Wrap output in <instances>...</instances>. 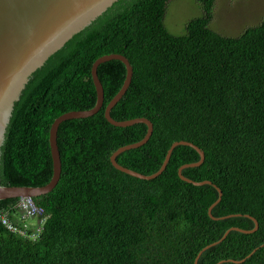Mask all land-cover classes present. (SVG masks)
<instances>
[{"label":"trees","instance_id":"1","mask_svg":"<svg viewBox=\"0 0 264 264\" xmlns=\"http://www.w3.org/2000/svg\"><path fill=\"white\" fill-rule=\"evenodd\" d=\"M167 1L116 0L30 75L5 129L0 184L50 180V124L94 105L90 67L108 53L124 55L133 70L110 115L146 117L153 126L147 142L117 162L151 174L173 141L187 140L204 159L182 174L211 183L178 176L179 166L199 159L187 145L175 146L152 179L111 164L112 151L140 140L146 125L119 127L104 118L125 76L121 61H105L97 68L102 107L59 124L55 187L31 198L32 214L20 198L0 199V264H193L199 252L197 264H264V20L225 36L209 26L215 0H197L202 15L176 35L163 23ZM214 185L221 197L212 217ZM246 214L257 229H231L253 228Z\"/></svg>","mask_w":264,"mask_h":264},{"label":"water","instance_id":"2","mask_svg":"<svg viewBox=\"0 0 264 264\" xmlns=\"http://www.w3.org/2000/svg\"><path fill=\"white\" fill-rule=\"evenodd\" d=\"M116 0H0V148L4 141V133L8 124L14 103L19 99L30 75L44 61L75 33L89 25L92 20L102 14ZM116 59L125 66V76L119 90L111 97L103 109L104 118L114 126L124 127L135 123H144L146 132L135 142L117 147L109 155L111 164L118 170L141 179H152L165 168L170 155L177 145H187L199 154L196 162L179 166L178 176L189 183L200 185L211 183L209 180L195 181L182 174V169L197 166L203 162L204 152L194 143L187 140L173 141L168 147L160 167L151 174H143L119 164L116 160L121 152L143 145L149 139L153 126L146 117H134L116 120L110 115V110L124 95L132 79V66L128 59L120 53H108L97 57L91 64L90 75L95 88L96 99L92 107L82 110H69L57 116L49 127V148L52 162L50 180L41 186L3 185L0 184V199L32 198L50 192L57 184L61 173L60 153L57 145V130L59 124L67 119L83 118L95 114L103 105V86L97 74L98 65ZM218 192L217 199L208 207L212 216V207L220 200L221 190L214 185ZM254 223L251 229L232 227L243 233L257 229L255 218L246 214ZM213 217V216H212ZM215 218V217H214ZM226 230L220 240L227 234ZM256 248L252 250L255 251ZM250 252L247 256L252 254ZM200 252L194 259L197 264ZM243 260V259H242ZM241 260V261H242Z\"/></svg>","mask_w":264,"mask_h":264},{"label":"rangeland","instance_id":"3","mask_svg":"<svg viewBox=\"0 0 264 264\" xmlns=\"http://www.w3.org/2000/svg\"><path fill=\"white\" fill-rule=\"evenodd\" d=\"M197 0H168L164 14V26L176 35L185 33L186 23L202 15ZM264 20V0H215L210 28L225 36H238L248 27ZM22 217H26L21 215ZM34 219H29L33 224Z\"/></svg>","mask_w":264,"mask_h":264},{"label":"built area","instance_id":"4","mask_svg":"<svg viewBox=\"0 0 264 264\" xmlns=\"http://www.w3.org/2000/svg\"><path fill=\"white\" fill-rule=\"evenodd\" d=\"M21 206L25 209L26 215L32 214L35 210H37L34 208L31 198H22Z\"/></svg>","mask_w":264,"mask_h":264},{"label":"clouds","instance_id":"5","mask_svg":"<svg viewBox=\"0 0 264 264\" xmlns=\"http://www.w3.org/2000/svg\"><path fill=\"white\" fill-rule=\"evenodd\" d=\"M21 199V198H20Z\"/></svg>","mask_w":264,"mask_h":264}]
</instances>
